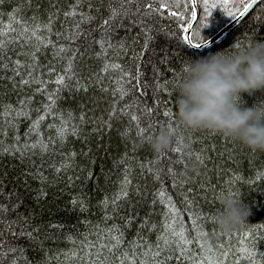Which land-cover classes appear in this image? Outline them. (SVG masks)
<instances>
[{
	"label": "trees",
	"instance_id": "obj_1",
	"mask_svg": "<svg viewBox=\"0 0 264 264\" xmlns=\"http://www.w3.org/2000/svg\"><path fill=\"white\" fill-rule=\"evenodd\" d=\"M235 2L236 0H227V7L233 13L237 12L233 7ZM162 3H167L168 8L162 9ZM176 3L177 0H143L142 3L131 6L133 12L140 8L137 19L143 21L144 29L152 37L143 61L138 55L132 60L131 56L135 53L125 55L121 52L118 55L116 49H109L106 57L97 55L101 49L94 41L100 39L101 25L108 17L106 0L104 3H101V0H91L90 3L89 0H83L79 6H76V0H4V3L0 4V27L12 24L16 28L15 32L9 34L10 37L19 36L21 31V26L14 22V17L26 20L30 27H35L37 23L45 24L49 17H52L51 33L42 31L40 35L51 40L57 47L63 46L67 51L59 58H54L56 49L52 45L42 48L37 54L38 68L33 76L49 81L46 87L52 91L56 85L50 81L55 79L57 73L64 74V68L71 61L76 74L73 88L60 92L58 107L65 115L72 114L74 124H80L79 117L85 116V122L80 125L79 136H68L63 145L58 142L51 144L46 153L42 154L39 149L28 150L24 155L15 150L3 152V148L16 145L23 149L26 143L35 142V135L25 136V133L28 132L32 121L43 112V105L47 102L45 94L36 91L40 85H19L22 78H29L27 68L21 70L20 76H15L11 70L13 62L17 59L25 63L31 62L28 57L16 54L30 49H21L15 41L8 45L10 59L4 60L8 68L0 69V111L9 105L18 109L21 107L19 101L27 98H31V103L28 104L29 118H17L14 128H9L4 118H0V204L8 209L4 216L5 222H18L15 226L17 232L20 231L24 219L31 225H25L27 231L39 226L36 242H30L27 238H19L13 242L26 249L25 255L30 264H64L63 255H60L59 260L55 257L70 249L78 250L79 256L83 257L84 251L80 241L87 235L89 240L96 242L98 235L89 233H96L97 225L100 230L113 225L123 230L126 243L120 252L127 249L131 255L127 242L137 240L138 236H142L146 244L154 245L163 231L161 224L163 213L166 211L164 204L156 197V193L161 189L165 190L166 195L171 197L172 203L180 210V218L185 227H192V212L202 215L199 223L202 231L208 233L204 237L205 248L208 247V241L212 245L224 243L227 248L228 241L231 240L232 254L228 257V264H234V261L240 258L237 251L240 246L254 247L258 258L259 254H264V152L250 151L239 143L206 130L178 129L177 135L180 139L162 153L154 152L150 146L151 137L158 131L159 126L175 124L177 83L182 65L186 61H195L209 54L228 50L235 41L246 43L264 40V5L254 7L248 18L238 21L228 29L218 43L199 52L188 48L183 41L182 29L191 19L188 0H179V8ZM196 3L198 20L192 29L194 42H200L201 38L207 41L233 20L227 15L225 0H209V4L216 3L220 7L211 9V16L202 27L206 16L204 0H196ZM147 4H151L152 8L158 11H151L146 7ZM74 6L78 13L83 12L95 19L81 23L80 15L66 17L64 13L71 11ZM171 11L183 14L184 20L171 16ZM32 17L36 19L33 20ZM77 24L79 29L76 28ZM125 24L127 25L128 21H125ZM26 35H30V32ZM137 35L140 36V43L135 45L138 52L144 42L142 29L133 27L127 32L119 29L114 40L119 41L127 37L128 43L131 44L132 38ZM106 62L121 64L134 74V65L141 66L140 72L144 82L152 87L147 89L143 96L140 95V90L123 99L119 93L113 95L121 73L118 70L104 72ZM53 69L54 71H51ZM76 80L85 85L87 91L77 89ZM157 85L161 86L159 91ZM134 101H138V105L129 108L127 115L119 111ZM241 103L244 107L255 106L258 111L264 112V91L251 96L242 94ZM114 107L117 111L109 120V114ZM145 108H152L154 111L149 114L144 111ZM36 109L41 111L37 112ZM132 114L141 117L140 127L147 128L149 123L155 121L146 138L137 136L138 128L136 122L131 119ZM59 123L60 121L53 117L45 119L40 129L45 141L56 136V129L49 128L48 125ZM108 124L111 127H108ZM175 149L181 151L176 152ZM71 152L77 153L74 169L62 171L57 175L55 168L59 167ZM198 154L203 155L206 167L202 168L197 163ZM148 166L154 171H159V180L147 170ZM125 167L131 169V195L126 201L120 202L118 214L105 221L106 212L101 202L106 197L111 199L119 191ZM169 169L177 174L183 173L178 179L187 182L183 183L182 187L174 186ZM37 170L47 177V182L42 184L36 178ZM69 176L74 178L73 184H69ZM221 193L231 194L249 211L246 220L227 234L220 233L213 223V218L222 211L219 203ZM73 198L85 201L87 210L82 211L79 206H74ZM186 199L193 202L191 207L186 205ZM107 214L112 215L111 206L108 207ZM129 218L130 224L126 223ZM145 220L149 221V227H142ZM153 224L157 227L150 230ZM69 237L77 243H71ZM4 241L7 247L8 242H12L11 235L6 233ZM190 247L195 253L196 246ZM92 251L95 252V249ZM120 252L116 254L119 255ZM105 255H109L106 250ZM202 255L203 253L197 258H202ZM112 259L115 260V257ZM66 264H83V261H69ZM115 264H119V261L115 260ZM169 264H177V261L172 260ZM241 264L251 262L242 261Z\"/></svg>",
	"mask_w": 264,
	"mask_h": 264
},
{
	"label": "snow or ice",
	"instance_id": "obj_2",
	"mask_svg": "<svg viewBox=\"0 0 264 264\" xmlns=\"http://www.w3.org/2000/svg\"><path fill=\"white\" fill-rule=\"evenodd\" d=\"M83 0H76V6L81 5ZM91 0H89V3ZM105 0H101V3H104ZM143 0H106L107 3V11L108 17L103 20L101 25L102 33L101 37L98 41H94L95 43L100 45L101 51L97 54L100 57H106L109 49H116L117 54L123 52L125 55L130 53H135L131 56L132 60L136 59V55H138L141 61L144 60V57L150 47V42L152 37L147 34V31L144 29L143 21L138 20L137 16L140 13V8H137L135 12L131 11V6L133 4H140ZM4 0H0V4H3ZM205 8L204 11L206 13L205 22L202 27H204L207 23L208 17L211 16V9H215L220 7L216 3L209 4V0H204ZM257 5H264V0H236L233 7L237 9L236 13H233L227 7V0H225L224 7L227 12V15L231 17L233 20L243 21L247 19L251 14L254 7ZM76 6L69 12L64 13L66 17L69 16H81V23L90 22L95 19V17L91 15H86L83 12H77ZM146 7L151 11H158L157 9H153L151 4H147ZM176 7H180L179 0H177ZM162 9H167L168 4L162 3ZM188 10L191 12V20H198V10L196 0H188ZM150 15V13H148ZM171 16L176 17L177 19L184 20V15L171 11L169 13ZM33 20L36 17H32ZM125 21H128V24H125ZM14 22L21 26V31L19 36L10 37L9 34L16 31V28L12 26V24L3 25L0 27V69H7L8 65L4 63L5 58L10 59L8 57V45L15 41V43L19 44L21 49L29 48V51H21L16 53L17 55H22L28 57L31 61L30 63H25L19 59L13 62V68L11 69L14 72L15 76L21 75V70L27 68L28 69V77L22 78L19 81V85L21 86H30L32 84L40 85L39 88L36 89L37 92L41 94H45L46 103L43 105V112L37 116L35 120L32 121L28 132L25 133V136H36V140L33 143H26L21 147L13 145L11 148H3V152H8L10 150H15L17 152H21V155L26 154L28 150L39 149V151L43 154L50 150V145L53 143H60L63 145L65 139L68 136H79L81 134V124L85 122V116L81 115L79 117L80 124L72 123L74 117L71 113L65 115L58 107V100L60 99V92L64 89L73 88V80L75 79V72L73 70V64L71 61L64 68V74L57 73L55 79L50 81L51 83L56 85V88L52 91L47 89V83L49 81H45L41 79L39 76H33L34 72L38 68V53L42 48H47L49 45H52L55 48L54 58H59L62 53L67 51L63 46L57 47L52 43L51 40L45 39L43 35L40 33L47 32L51 33L52 31V17H49V20L45 24L37 23L35 27H30L26 20L14 17ZM2 23V20H0ZM133 27H138L142 29V34L144 35V42L137 52L135 45L140 43V36L137 35L132 38L131 44L128 43V38H122L119 41H115L114 37L116 32L119 29H124L126 32L130 31ZM194 25L190 22H186V27L182 29L183 33V41L185 44H188L192 47H200L202 44H205L201 38L200 42H194L192 36V29ZM76 28L79 29V24L76 25ZM30 32V35H26ZM77 36L79 33L77 32ZM7 38V39H6ZM22 41V43H21ZM35 41V43H33ZM135 74L123 67L118 63H105L103 71L108 72L109 70H118L121 75L119 80L117 81V88L114 90L113 95L119 93L120 98L123 99L125 96L140 90V95L143 96L146 94V90L151 88L152 85L145 83L140 72L141 66H135ZM51 71H54L51 70ZM75 87L77 89H83L87 91V87L85 85L80 84L79 80L75 81ZM160 85H157V91L160 89ZM105 90V89H102ZM159 102V101H158ZM31 103V98H27V100H20L19 104L20 108H13L11 105L4 107L2 111H0V118H4L5 123L9 128L15 127V121L19 117L29 118L30 110L28 109V104ZM138 105V101H134L133 104L126 105L124 108L119 111L125 115L128 114V109L135 107ZM37 112H40V109H36ZM115 107L113 108L112 113L109 114V120H111L116 113ZM144 111L146 113L151 114L154 110L152 108H145ZM168 115V112H165V116ZM174 115V114H173ZM11 117V119H8ZM47 117H53L54 119H58L60 123L49 124V128L56 129V136L54 138L49 137L47 141L42 137L40 129L41 125L44 123ZM132 121L136 122V126L138 128L137 136L141 138H146V134L150 128H152L155 124V121L149 123L148 127H140V116L136 114H132ZM107 123V122H106ZM108 127H111L108 124ZM2 134V133H0ZM16 140H19V137H16ZM2 144V141H0ZM174 151L180 152V149H175ZM77 155L75 152H71L67 154L65 160L60 164L59 167L55 168L57 175L59 173L67 172L69 169H74V158ZM197 163L203 168L206 167L205 160L202 154H198ZM183 162V161H180ZM142 167H144L142 165ZM154 175L156 180L160 179L159 171H154L150 166L147 169ZM125 175L123 180L120 181V189L119 191L112 197L111 199L105 198L101 203L105 208V221L108 219H112L114 215L118 214L121 201H126L132 192V180L130 178L131 169L125 167L124 169ZM169 174L173 179L174 186H183V183L187 181L181 182L178 179L179 175L175 173L172 169H169ZM36 178H38L41 183L47 182V177L43 175L42 172L37 170ZM78 179V177H77ZM69 184L74 183V178L68 177ZM137 193L139 192L137 186ZM43 190H41V195H43ZM156 197L159 201L164 204L166 211L163 213L164 219L162 221L163 231L158 235L156 243L146 244L143 240L142 236H138L137 240L132 242H127L129 244V248L131 249V255L127 249H124L120 252L122 246L126 243L124 240V232L123 230L117 226L113 225L112 227L105 228L100 230L99 225L96 226V233H89V235H98L99 239L96 242L89 240V237L84 236L83 240L80 241L82 249L84 251V256H79L78 250L70 249L67 252H63L57 254L55 259L59 260L60 255L64 257V264L69 261L82 260L83 264H115V260L119 261V264H137V260H139V264H169L170 261L175 260L177 264H228V257L232 254V245L231 240L228 241V247H225L224 243H220L217 245H212L210 241H208V247L205 248V240L204 237L208 235V233L202 231V226L199 221L202 219V215L200 213L192 212L190 214L191 219V228H187L184 226L182 219L180 218V210L177 209L174 203H172L171 197L166 195L165 190L161 189L156 193ZM39 198V197H37ZM156 201L154 200L153 203ZM74 206H79L82 211H86V202L83 200H79L77 198H73L72 201ZM188 207L192 206V201H185ZM112 208V215L107 214L108 207ZM8 209L6 206L0 204V264H30L25 255L26 249L22 246L13 243L19 238H27L30 242H36L38 240V233L40 231L39 226L32 228L31 231H27L25 225L31 227L29 221L24 219L23 225H20V231L17 232L15 230V226L18 224L17 221H9L5 222L4 216L6 215ZM126 223H131V219L129 218ZM49 227H59L57 225H49ZM142 227H149V221L145 220ZM157 225H151L150 230H154ZM8 233L12 237V242H8V246L5 247L4 236ZM71 243L74 245L77 243L76 240H73L69 237ZM247 239V234H246ZM191 245L196 246V252L194 253ZM95 249V252L92 251ZM105 250L109 255H105ZM139 250V251H138ZM237 251L240 254V258L234 261V264H241L242 261H250L251 264H264V254H259L255 250V248H249L240 246ZM120 252L119 255L116 253ZM203 253L202 258H197L200 254ZM11 255V259L9 260V256ZM115 257V260L112 257ZM143 256L144 259H139V257ZM215 257V258H214ZM222 257V259H221Z\"/></svg>",
	"mask_w": 264,
	"mask_h": 264
},
{
	"label": "clouds",
	"instance_id": "obj_3",
	"mask_svg": "<svg viewBox=\"0 0 264 264\" xmlns=\"http://www.w3.org/2000/svg\"><path fill=\"white\" fill-rule=\"evenodd\" d=\"M264 91V40L234 42L230 49L182 65L177 83L175 124L161 125L150 146L162 153L180 139L178 129L206 130L264 152V112L244 107L242 94ZM222 207L213 223L227 234L240 226L248 208L231 194L221 193Z\"/></svg>",
	"mask_w": 264,
	"mask_h": 264
},
{
	"label": "water",
	"instance_id": "obj_4",
	"mask_svg": "<svg viewBox=\"0 0 264 264\" xmlns=\"http://www.w3.org/2000/svg\"><path fill=\"white\" fill-rule=\"evenodd\" d=\"M193 25L195 24L196 21H193L190 19L189 21ZM238 21L237 20H232L230 23H228L226 26H224L221 30H219L214 36H212L210 39L206 41L205 44H202L200 47H192L186 44V46L192 50L203 52L207 49H209L212 45L218 43L224 36L225 32L233 27ZM185 34V33H184Z\"/></svg>",
	"mask_w": 264,
	"mask_h": 264
}]
</instances>
